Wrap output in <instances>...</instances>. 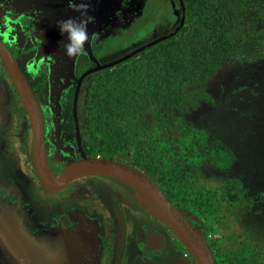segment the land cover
<instances>
[{
  "label": "rangeland",
  "instance_id": "1",
  "mask_svg": "<svg viewBox=\"0 0 264 264\" xmlns=\"http://www.w3.org/2000/svg\"><path fill=\"white\" fill-rule=\"evenodd\" d=\"M115 1H117L115 5L118 4L121 9L118 15L114 16V22L105 23L106 28L100 32L96 31L92 37L103 38L105 34L110 33L111 28H116V34L114 33L115 35L110 36L107 41L97 47L85 42L84 51L73 57L65 55L61 45L54 44L51 51L56 50L59 57L55 58L51 72L41 69V77L36 83L38 92L45 101L47 121L49 119L50 123L49 161L56 173L62 172L72 158L77 156V154L70 155L74 152V136H71L70 143H66L61 138V129L70 132V124L72 129L74 128L72 103L78 75L95 64L111 61L167 34L181 21L178 0H140V7L137 6L135 11L131 6L136 0ZM27 3L24 6L31 10L26 12V17L7 9L9 12H6L7 18H5V14L1 16L3 11L0 9V26L2 27H0V37L4 38V35L8 36L11 32L15 37L17 33L24 36L20 28L16 29V21L24 25L21 26L22 28L28 27L30 23L27 20L28 17L34 20L30 26L41 25L39 29L42 36L46 34L42 23H49V26L53 27L47 9L38 6L39 10H36L34 4L30 6ZM120 20L123 23L120 24ZM256 23V27L261 28V19L257 18ZM51 33H54L58 41L67 39L59 29L57 32L52 30ZM33 52L34 50L26 54V57L33 58ZM100 59L102 60L99 61ZM20 63L26 75L32 80L24 62ZM35 72L38 71L35 70ZM64 77L66 79H63ZM65 82L68 83L67 86ZM85 83H89V80ZM67 87L69 89L65 90ZM0 90L4 92L0 117V185L14 183L23 187L26 179L28 180L31 174L35 175L30 155L29 122L27 116L18 109L19 98L16 93L14 97L11 80L1 66ZM46 91L51 92L50 95L46 96L44 94ZM177 111L179 119L176 124H181L190 128V131L194 130L198 133L201 146L196 150V155L197 160L201 162L200 177L205 188L218 187L217 189L221 191L222 186L232 180L238 182V187L235 189H240V194L250 200L253 199V204L247 206V209L239 207L235 213L229 210L231 215L220 219L213 217L209 209L198 212L189 208L187 216L190 222L202 233L204 232L208 240L213 243L218 264H226L224 259L227 258V254L238 251L246 245L250 246L251 250H257V246L264 250V55L257 58L237 55L227 59L217 73L206 82L188 85L187 103L183 109ZM147 119L146 126L153 130L154 120H151L150 114H147ZM98 185L105 186L100 187L105 195L109 194L111 188L125 195L122 197L121 193H113L118 198V204L124 205L118 216L121 219L126 218L130 224L129 230L125 232L126 234L117 245V252L114 255L115 264H134L135 261L148 259L136 240L143 225L161 230L163 227L171 237L176 236L147 198L138 195L128 184L118 181L117 178L104 175L79 177L71 181L57 196L51 195V199L65 195L80 203L90 199L97 205L105 206L107 197L98 190ZM4 193L0 189V200L8 197V195L4 196ZM36 193L38 196L36 200L42 202L40 192L37 190ZM215 197L213 198L217 199ZM83 203L86 204V202ZM47 210L48 212L51 210L48 214L56 218L57 214L53 215L54 208ZM136 210L140 211V216ZM74 211H80L82 214L85 212L83 208H74ZM94 212L96 214L94 213L93 218L104 217L106 214L102 209H94ZM20 214H24L23 211H16L14 217L18 221L16 223L13 219L10 220L7 229L0 224V232L7 235V230L18 231L16 235L20 234L18 236L26 240L24 235L29 231L22 228L23 218ZM41 230L42 228H39L36 231L37 243H40V239L49 241L45 239L46 236H43ZM17 241L21 242L19 238ZM173 242L180 250L187 249L178 236ZM26 244L21 246L24 250L27 246L24 253L38 256L35 250L36 245ZM178 248L171 247L172 252L169 258L174 264H188L183 257L184 254L178 253ZM3 250L4 248H0L1 253ZM58 258L69 261L73 256L65 249L63 257L58 255ZM188 258L191 257L188 256ZM104 261L105 258L99 262L105 264ZM189 264H197V262L191 258Z\"/></svg>",
  "mask_w": 264,
  "mask_h": 264
},
{
  "label": "trees",
  "instance_id": "2",
  "mask_svg": "<svg viewBox=\"0 0 264 264\" xmlns=\"http://www.w3.org/2000/svg\"><path fill=\"white\" fill-rule=\"evenodd\" d=\"M183 2L185 23L175 35L92 74L80 94V124L92 155L146 169L187 218L191 208L209 209L220 219L231 215L229 210L247 209L253 199L240 194L235 189L238 182L232 180L221 191L216 186L205 188L196 155L201 146L198 133L176 124L177 110L187 103L188 85L206 82L227 59L264 55V0ZM178 3L181 18L182 4ZM257 18L261 28L256 27ZM0 66L7 73L1 55ZM147 114L154 120L153 130L146 126ZM208 242L217 257L213 243ZM256 249L246 245L227 254L224 261L264 264V250Z\"/></svg>",
  "mask_w": 264,
  "mask_h": 264
},
{
  "label": "flooded vegetation",
  "instance_id": "3",
  "mask_svg": "<svg viewBox=\"0 0 264 264\" xmlns=\"http://www.w3.org/2000/svg\"><path fill=\"white\" fill-rule=\"evenodd\" d=\"M0 1H1L0 9L3 11L1 12V16H4L5 14L4 16L5 18H7L6 12H9L7 9L12 10L13 13L18 12V14L26 17L25 16L26 12L28 11L30 12L31 10L28 9L26 6H24L26 2H28L27 4H29L30 6L31 4H34L35 8L40 6L43 9H47V11H49L48 15L51 17L50 23L52 22L53 27H50L49 23L47 24L42 23L44 26L42 28L46 32L44 36L40 34L39 27L41 25L30 26V24L33 23L34 20L33 18L27 16L28 17L27 20H29L30 22L28 24V27L22 28L21 26L24 25L21 24L19 21H16L17 23L16 29L20 28L19 30L24 32L23 34L24 36L17 33V36L15 37L12 35L11 32V34H9L8 36L2 33V35H4V38L0 37V39L6 43V45L14 54L20 68L22 69L23 73L27 77L28 81L30 82L31 86L34 88L39 98L43 113V120H44V140L49 158V155H51V150L49 148L50 123H49V119L47 121L48 116L45 111V106H44L45 101L40 96L36 83L41 77V69L44 68L47 71L51 72L53 70L52 64L56 60L55 58L59 57V55H57L56 50L55 52L51 51L52 46L54 44L58 46L61 45L62 51L64 52L63 45L66 42V39H60L58 41L54 33L53 34L51 33L52 30H54V32H57V30L59 29L57 21L68 17H75L77 19H80L81 13L79 11H76L74 8L69 7L67 0H0ZM16 1H18L19 3ZM77 2H79V0H77ZM85 2L88 4V8H87L88 15L94 18L92 22L88 23L87 25L88 31L90 33V40L87 42H89L92 46L97 47L98 45L102 44L104 41H107L110 36L115 35L116 28H111L109 31L110 33L105 34L103 38L97 39L94 36L92 37V35L96 31L100 32L104 30L106 28L105 23L107 22L113 23L114 16L118 15L121 6H119L118 4L115 5V3L117 2L115 0L114 1L85 0ZM139 3L140 0H136V2L133 3L131 6L132 10L134 11L137 10V6L138 8L140 7ZM36 10L39 9L37 8ZM32 13H33L32 15H34V12ZM121 20L123 21V19ZM122 21L120 22V24L123 23ZM32 50H34V52L32 53L33 58L30 57L27 58L26 54L32 52ZM120 57H117L111 61L100 62V63L106 64ZM101 60L102 59H100L99 61ZM21 61L24 62L25 68L30 72V76L32 80H30L29 76L26 75L20 63ZM69 62H71V60H69ZM96 65L97 64H95L93 67H95ZM88 69H85L82 73L78 75L74 87L73 103H72V119L74 122V128L72 129V125L70 124L71 127L70 132H65L63 131V129H61L62 130L61 138H63V140L66 143H70L71 136H74L75 138V142L73 144L74 152L71 153L70 155L74 156L75 154H77V156H74V158L72 159L81 157V152H82L81 146L85 154L90 156H95L92 155L89 149L87 137L82 133L81 124H80L82 105H80L79 103H80V94L83 92L86 85L90 83L92 74L96 71L84 76L79 86L77 118H78L81 146L79 145V141L77 137L76 120L74 114L75 92L77 90L79 80L81 79V75ZM35 70H37L38 72H35ZM6 74L9 76L8 71ZM63 79L66 78L64 77ZM86 80H89V83H85ZM11 84L14 92L13 94L14 97L16 93L17 97L19 98L18 109L22 112V114L26 115L28 118V122H29L28 130L30 131V135H31L30 155H31V163L35 175L31 174L30 178L28 180L26 179L25 185L23 187H21L19 184H14V183L0 185V189H2V191L5 192L4 196L8 195L7 198H2L0 200V224L4 226L5 229H7L8 226L10 225V220L13 219L14 222L17 223L18 220L14 217V215L16 211L21 210L24 213V214H20L22 215L23 218L22 228L24 227L29 231L28 233L25 232L26 234L24 235V237L26 240L20 238L18 236L20 234L16 235L18 231L7 230L6 231L7 235L6 234L4 235V233L0 232V248H4L3 252L2 253L0 252V264H92V263L100 264L99 261L100 260L102 261V259L104 258H105L104 261L105 264H115L116 260L114 259V255L117 252V245L120 243V240L123 237V235L126 234L125 232L129 230L130 224L127 222L126 218L121 219L120 216H118L119 214H121L120 211L124 205L118 204V198L113 193H121L122 197L125 196L124 193L121 191L117 192L114 190V188H111L109 190V194L105 195L103 191L100 190V187L104 188L105 186L98 185L97 186L99 188L98 190L101 193H103L105 197H107L105 206L103 204L97 205L94 202H92L90 199H86L85 201H83L86 202V204H84L83 202L80 203L76 199L66 197L65 195L62 194H61L62 197L51 199L52 198L51 195L57 196V194L60 193V191H62L71 181L67 183L64 187L57 190L47 189L42 184L40 177L35 169L34 160H33L32 129H31L30 118L27 111L22 110L21 108V105L23 106V104L20 100L19 94L12 80H11ZM67 85L68 83L65 82V86ZM67 89H69V87H67L65 90ZM50 93L51 92L46 91V93L44 94L48 96L50 95ZM3 98H4V92L0 90V117L2 115L1 106L3 104ZM68 121L70 122L69 119ZM96 156H102V155H96ZM93 175H100V174H93ZM93 175H86L81 177H87ZM118 181L121 180L118 179ZM130 187L132 188V186ZM37 190L40 192V196L43 199L42 202L36 200V198L38 197L36 193ZM49 208L51 209L54 208L55 211H53V215L57 214L56 218L51 217L48 214L51 211L50 210L48 212L47 209ZM74 208H83L85 212L84 214H82L80 211L75 212ZM94 209L104 210L106 213L105 216L104 217L97 216L93 218V215L95 213ZM136 211H137L136 213L140 216L139 214L140 211L139 210ZM9 215L13 217H10ZM141 227L142 228L138 232L136 240L139 243V247L142 249L144 255L148 256V259L135 261L134 264H152V263L174 264L172 259L169 258V256L172 252L171 247L178 248L177 244L173 242L176 236L171 237L169 232H167L163 227L162 230L153 229L146 225H143ZM39 228H42L41 231L43 233V236L45 235L46 236L45 239L49 241L46 242L40 239V243H37L35 237L37 236L36 231ZM43 229H45L46 231ZM6 237H8L9 239L6 240L5 239ZM17 238H19L21 242L17 241ZM26 243L36 245L35 250L39 257L33 255L32 253L31 254L24 253L25 250L27 249V246H25V250L21 246L23 244L27 245ZM28 247L30 246L28 245ZM65 249L67 251H70L71 255L73 256V258H70L71 262L70 259L69 261H66V259L60 260L59 259L60 256L58 258V255H61V257H63ZM178 253L184 254L183 257L186 259L187 261L186 263L188 264L190 259L194 258L188 249L186 250L179 249ZM188 255L191 258H188ZM2 261L4 263H1Z\"/></svg>",
  "mask_w": 264,
  "mask_h": 264
},
{
  "label": "water",
  "instance_id": "4",
  "mask_svg": "<svg viewBox=\"0 0 264 264\" xmlns=\"http://www.w3.org/2000/svg\"><path fill=\"white\" fill-rule=\"evenodd\" d=\"M180 2L182 4L183 10L182 17L180 24L175 30L138 47L137 49L112 62L106 64H97L95 67L86 70L81 75V79L79 80L74 97V114L76 120L77 137L80 146L81 141L77 118V104L79 86L82 78L94 71L114 66L134 56L143 49L172 35H175L185 23L184 2L183 0H180ZM0 55L5 63L12 82L17 89L20 100L29 115L32 129V154L34 165L42 184L47 189H60L70 181L86 175L100 174L117 178L135 188L138 195L147 198V200L165 219L175 235L179 237L185 247L190 251L197 264H217L210 244L202 231L194 226L186 217V215L174 205L165 191L153 179L146 169L137 167L132 163L120 159H114L105 156L87 155L84 153L81 146V157L72 159L65 166L62 172L56 173L50 165L47 154L44 140V120L39 98L20 68L14 54L1 39ZM142 189L144 192L141 191Z\"/></svg>",
  "mask_w": 264,
  "mask_h": 264
},
{
  "label": "clouds",
  "instance_id": "5",
  "mask_svg": "<svg viewBox=\"0 0 264 264\" xmlns=\"http://www.w3.org/2000/svg\"><path fill=\"white\" fill-rule=\"evenodd\" d=\"M69 7L81 13V18L68 17L57 21L59 31L65 34L67 39L63 45L65 55L73 57L80 55L84 51L85 42L90 40L88 23L94 19L88 15V4L85 0H67Z\"/></svg>",
  "mask_w": 264,
  "mask_h": 264
},
{
  "label": "bare ground",
  "instance_id": "6",
  "mask_svg": "<svg viewBox=\"0 0 264 264\" xmlns=\"http://www.w3.org/2000/svg\"><path fill=\"white\" fill-rule=\"evenodd\" d=\"M141 191H142V192H144V190H143V189H142Z\"/></svg>",
  "mask_w": 264,
  "mask_h": 264
},
{
  "label": "built area",
  "instance_id": "7",
  "mask_svg": "<svg viewBox=\"0 0 264 264\" xmlns=\"http://www.w3.org/2000/svg\"><path fill=\"white\" fill-rule=\"evenodd\" d=\"M189 256V255H188Z\"/></svg>",
  "mask_w": 264,
  "mask_h": 264
}]
</instances>
